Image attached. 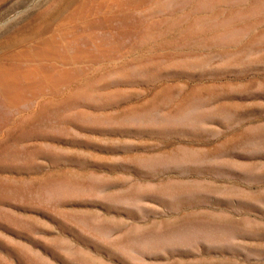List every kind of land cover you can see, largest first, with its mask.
<instances>
[{
  "label": "rangeland",
  "instance_id": "obj_1",
  "mask_svg": "<svg viewBox=\"0 0 264 264\" xmlns=\"http://www.w3.org/2000/svg\"><path fill=\"white\" fill-rule=\"evenodd\" d=\"M1 68L0 264H264V0H0Z\"/></svg>",
  "mask_w": 264,
  "mask_h": 264
},
{
  "label": "bare ground",
  "instance_id": "obj_2",
  "mask_svg": "<svg viewBox=\"0 0 264 264\" xmlns=\"http://www.w3.org/2000/svg\"><path fill=\"white\" fill-rule=\"evenodd\" d=\"M4 7V6H3ZM22 13V12H21ZM80 19V18H79ZM2 34V33H1ZM60 46V45H59ZM114 50V49H113ZM79 51V50H78ZM94 51V50H93ZM83 52V51H82ZM87 52V51H86ZM93 53V52H92ZM99 53V52H98ZM86 54V53H85ZM92 55V54H90ZM86 57V56H85ZM103 57V56H102ZM88 58V57H86ZM93 58H97V57H93ZM100 58H101V54H100ZM82 59V58H81ZM80 59V61H81ZM91 60V59H90ZM98 60V59H97ZM84 62V61H83ZM86 62V61H85ZM91 62V61H90ZM81 63V62H80ZM93 63V62H92ZM80 65V64H79ZM83 66V65H82ZM66 68V67H65ZM0 77L1 80L3 81V83L5 84V86L7 88H9V91L14 90L16 88V81L15 78L13 76H7L6 75V71L3 70V68L0 69ZM36 85V84H35ZM33 126V125H32ZM31 127V126H30ZM13 178V177H12Z\"/></svg>",
  "mask_w": 264,
  "mask_h": 264
}]
</instances>
